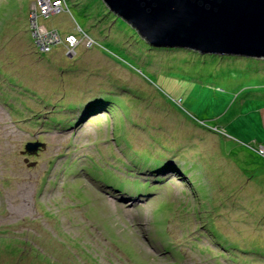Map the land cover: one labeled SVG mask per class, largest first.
I'll use <instances>...</instances> for the list:
<instances>
[{
    "label": "rangeland",
    "instance_id": "obj_1",
    "mask_svg": "<svg viewBox=\"0 0 264 264\" xmlns=\"http://www.w3.org/2000/svg\"><path fill=\"white\" fill-rule=\"evenodd\" d=\"M98 1L83 0L80 8L96 17L93 26L73 9L35 14L32 26L40 30L63 34L80 24L97 40L90 48L79 42L69 60L59 44L38 52L30 43L37 0H0V264H264V60L149 49L123 19L100 13ZM69 62L109 73L105 82L126 83L143 100L151 96L131 107L145 131L114 126L102 111L72 133L46 129V119L61 118L62 96L80 78L76 69L69 86L61 84L68 75L56 68ZM20 100L41 113L15 114L25 111ZM215 126L221 130L211 132ZM35 139L42 149L26 156L24 145ZM121 140L161 150L168 163L157 187L131 177L138 189L131 195L150 193L137 201L93 181L89 171L109 182L121 165L108 158L128 160L119 150L127 148L116 145ZM68 156L77 158L71 167ZM178 163L190 168V182Z\"/></svg>",
    "mask_w": 264,
    "mask_h": 264
},
{
    "label": "trees",
    "instance_id": "obj_2",
    "mask_svg": "<svg viewBox=\"0 0 264 264\" xmlns=\"http://www.w3.org/2000/svg\"><path fill=\"white\" fill-rule=\"evenodd\" d=\"M82 1L83 0H60V2H61L60 8L62 11L58 10V12H65V10H66V12L68 11L70 13L71 9H73L78 17H80L81 19L87 20L88 22L91 21L89 23V25L93 26V24L97 23V20L95 22L96 17L95 18L92 17L91 19H89V12L90 11H87V14H86L83 9H80L83 6ZM100 2L99 3L101 5V8L104 9V10H101L100 13H104L106 15V17L114 18V19H116V21H119L120 23H122L121 18L117 17L115 14H113L111 11H109L107 9V7L104 6L102 0H100ZM90 14H92V13L90 12ZM92 20H93V22H92ZM123 23L126 25L125 22H123ZM127 27H129V26H127ZM45 29H47V30L50 29V31H53L54 33H56V35H58L60 38L59 39L60 41H58V43H54V44L50 45L49 48L47 49V51H49L53 46H56L59 44L60 48L62 49V52L65 53V55H66L65 51H67L66 47L63 46V38L65 35L73 34L76 38H79L77 35V30L80 31L81 33L88 35L87 32H84V30H82L80 28V24L77 25L76 31L73 32L70 30V31H67V33H63V34L60 33L59 31H56L55 29H51V28H47V27H45ZM128 29H129V32L132 36L134 35V36H136V39L140 40V38H137L136 32L133 29H131V28H128ZM81 33H80V36H81ZM90 40L92 41V43L90 45L86 46V48H90V46H93L94 43H97V40L92 39L91 37H90L89 41ZM30 41H31L30 43H32V44L34 43V39L32 38V35H31ZM83 43H84V41H83ZM34 45H35V46H33L34 49L35 50L37 49V51H38L39 48L37 47L38 46L37 43H34ZM145 45L149 49H153V50H157V49L165 50L166 48L177 49V48H170V47H166V48L156 47V46L153 47V46H150L149 44H147L146 42H145ZM75 47L76 46H74V49L72 51L73 54L70 57L66 56L67 58H69V60H71L70 58L77 55V53L75 52V50H76ZM180 49H183V48H180ZM38 52H40V51H38ZM41 52H43V51H41ZM93 55H95V54H93ZM93 55H89V56H93ZM75 64L76 63H73V64L70 63L69 65H66L65 67H68V68H62L63 67L62 65H61L62 67L58 66V68H56L57 71L59 72V74H65L66 73L68 75L66 80H64V78L61 77V80L63 81V83H61V84H64V81H65V83H68L67 85L69 86L70 80L72 78H75L74 75L72 76V78H69V76L77 70H79L77 72L79 73L78 77H80V78L77 81L70 83L72 89H71L70 93L68 92L69 93L68 96H66V95L62 96L63 99H61V102L59 103L58 107H60L59 109L64 107V110L61 112H59V111L57 112L59 114V117H61V118L56 119V121H55V119L52 118L54 120L53 122H52V120L48 121V119H46V122H44L46 124V125H44V127L46 129L56 128L60 131L67 132L72 127H74V129H75L78 125H80L83 119H91L93 114H98L97 112L102 111L103 113L108 115L107 116V117H109L108 120H110V123H112V124L114 123V126L115 125L116 126L117 125H119V126L120 125H126V123H127L128 125H131L134 128H139L140 130L145 131L144 130L145 127L143 125H141L142 122H140V119H137V117L139 115L136 114L132 117L133 114H131V107L133 105L132 102L134 103V102L140 101V100L146 101L147 99L149 100V98L151 96L149 97L146 95L147 99L143 100L142 97H140L141 95H138V93H137L138 91H136V89H133L130 85H128L126 83L123 84V83L114 82V84H110L109 82H105L106 79L104 80V77H106L107 74L109 75V73L105 72V74L104 73L101 74L100 70H98V68L95 66H91V67H81L80 66L79 68H74L73 66ZM59 67H61V69H59ZM55 83H56V86L60 85V81H58V80H56ZM85 84H87V86H85ZM120 92L122 93V95H120ZM34 93L35 92L32 91V95H30V92H28L27 97H29V95H30V97H32V99H34L35 98L33 96ZM81 94H85L86 97L82 98L81 100L80 99L78 100V98H76V97H80ZM27 97L25 96L24 98L28 99ZM65 97H69L68 98L69 100H67ZM25 99L23 101H25ZM64 100H67L66 105L62 103V102H65ZM23 101L20 100L19 102L21 104V107L25 108L24 109L25 111L22 112V110L17 108L18 111L15 112V114L20 115L22 113L26 114L27 112L34 111L29 106H26V103L25 102L23 103ZM42 101H44V100H42ZM136 108H134V109H136ZM118 112H119V115H115ZM33 113L37 114L38 112L34 111ZM39 113H41V112H39ZM45 113H47V112H44V115H45ZM113 115H114V117H113ZM112 117H113V119H112ZM129 122H131V124H129ZM74 129L70 130V133L74 132ZM127 129H129V128H127ZM127 129L125 130V133H126ZM219 130H221V129H219L218 127L214 128V129H212V128L210 129L211 132H213V131L219 132ZM35 140H36V142H39V143L42 142L44 144V142L41 140L40 141L38 139H35ZM72 140L73 139L69 138L68 143L71 144ZM119 144H121V145L123 144L124 147L127 148L126 153L124 151L126 149H124L123 147L120 148L119 150L121 152L122 157L125 158L126 160L127 159L128 160L123 161L120 156L116 157V156L111 155L108 158L110 163H113V162L116 164L120 163V165H121L119 168L118 166H116L113 163L115 165V168L117 169V171H114V175H113L114 177L110 178L109 182L107 180L105 183H103L99 180L98 172H96L97 170H94L96 168L93 169V167H91L89 171L92 173V180L93 181H99L101 184L108 186L109 190L113 193L119 192L124 199L130 198L133 201H137V200L143 199L145 196H149L150 195L149 192L145 193V194L140 193V194L134 195V196L131 195L130 189L133 187H131L130 184L133 182L132 180L135 176V178L138 181H141L142 187L146 184H149V185L154 184L155 187L158 186L157 185L158 181H161V179H162L161 177L164 175V173H162L163 170L169 169L168 163H166L164 160H161V158H160V156H161L160 151L161 150H154L152 152H148V150H145L141 147L136 149L131 144H129L128 141H127V143H123L122 140L119 141V143L116 142V145H118V147H119ZM162 147L163 146H161V148ZM41 149H42V147L38 148L35 153H30V154L37 155L40 152L39 150H41ZM162 151H163V149H162ZM21 152H23V154H25L26 156H30V154H28L26 152L24 153V148ZM152 153L156 154V155H153ZM143 154H146V155H143ZM112 156H113V158H112ZM69 158H70V156L67 157L66 163H68L69 167H71L73 164L72 162L76 161L77 158H74V160L72 162H69L70 161ZM23 161L26 162L25 164H27V166H28V164L33 163V161L28 162V157L23 158ZM178 166H179L178 167L179 170L177 169V167L171 166V168L174 170L177 169L178 171H181L182 172L181 175H184V177H186V179L190 182L189 176H188V174L190 173L189 172L190 168L182 167L179 163H178ZM131 168H133L132 169L133 171L130 172L129 170ZM118 170H120V171L118 172ZM191 174L192 173H190V176H191ZM131 177H133V178H131ZM142 177L145 180H140V178H142ZM93 178H95V179H93ZM193 182H194V180H193ZM133 189L138 190L136 188H133ZM141 190H143V189H141ZM143 191H150V190H143Z\"/></svg>",
    "mask_w": 264,
    "mask_h": 264
},
{
    "label": "water",
    "instance_id": "obj_3",
    "mask_svg": "<svg viewBox=\"0 0 264 264\" xmlns=\"http://www.w3.org/2000/svg\"><path fill=\"white\" fill-rule=\"evenodd\" d=\"M102 2L150 46L264 59V0ZM43 145L30 141L24 153H35Z\"/></svg>",
    "mask_w": 264,
    "mask_h": 264
},
{
    "label": "built area",
    "instance_id": "obj_4",
    "mask_svg": "<svg viewBox=\"0 0 264 264\" xmlns=\"http://www.w3.org/2000/svg\"><path fill=\"white\" fill-rule=\"evenodd\" d=\"M60 3H61L60 0L59 2L58 0L54 2H52V0H37L36 5H38L37 7H39L40 12L46 14L48 12L55 11V9H58L61 5ZM34 28L35 29L37 28L39 33L36 35V37L33 35L32 37L34 39V42L37 43V45H39L40 50L47 51L50 45L54 43H58V41H60L59 36L56 35V33H54L53 31L44 30L42 28L40 30L39 27L37 26H33L32 29ZM31 32H33V30ZM36 38L37 41H35ZM90 42L91 41L87 40V43L90 44ZM77 43H78L77 38L73 34H68L63 38V45L66 47L67 52H69V50H71Z\"/></svg>",
    "mask_w": 264,
    "mask_h": 264
},
{
    "label": "clouds",
    "instance_id": "obj_5",
    "mask_svg": "<svg viewBox=\"0 0 264 264\" xmlns=\"http://www.w3.org/2000/svg\"><path fill=\"white\" fill-rule=\"evenodd\" d=\"M54 1H56V0H52V2H54ZM34 3V2H33ZM33 3H32V8L30 9V14H31V18H30V32H31V30H32V24H35V21L33 20V19H35L36 17H35V14H36V16L39 14H41V15H43V16H46V15H48V14H51V13H53L54 11H52V12H48V13H46V14H43L42 12H40V10H37L36 8H34V6H33ZM104 4V3H103ZM35 6L37 7V5L35 4ZM61 6V5H60ZM105 6V5H104ZM60 8V7H59ZM58 8V9H59ZM33 14V15H32ZM32 19V20H31ZM37 22V21H36ZM37 27H40V26H38V24L36 25ZM41 28L42 29H44V30H47V29H45V27H42L41 26ZM50 30V29H49ZM83 34V36L81 37H79V38H77V41H78V43L75 45V46H77L78 44H79V42H82V41H84V43L82 42V44H84V45H86L87 44V40H89L90 39V37H89V35H87V34H84V33H82ZM31 35H32V32H31ZM65 36H67V35H65ZM64 36V37H65ZM33 38V37H32ZM81 39V40H80ZM91 41V40H90ZM92 43V41L90 42V44ZM89 43H88V45H90ZM64 46V45H63ZM73 49H74V47L71 49V50H69V52H67V51H65L66 52V56H70V55H72L73 54ZM38 51H42V50H38ZM43 52H47V51H43ZM254 58V57H253ZM256 59H259V58H256ZM262 59V58H261Z\"/></svg>",
    "mask_w": 264,
    "mask_h": 264
},
{
    "label": "snow or ice",
    "instance_id": "obj_6",
    "mask_svg": "<svg viewBox=\"0 0 264 264\" xmlns=\"http://www.w3.org/2000/svg\"><path fill=\"white\" fill-rule=\"evenodd\" d=\"M58 2H59V0H58Z\"/></svg>",
    "mask_w": 264,
    "mask_h": 264
}]
</instances>
